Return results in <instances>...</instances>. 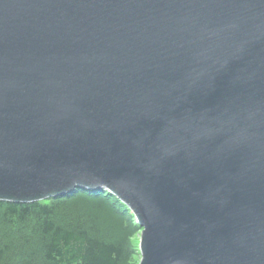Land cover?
<instances>
[{"label":"water","instance_id":"1","mask_svg":"<svg viewBox=\"0 0 264 264\" xmlns=\"http://www.w3.org/2000/svg\"><path fill=\"white\" fill-rule=\"evenodd\" d=\"M100 190L138 264H264V0H0V201Z\"/></svg>","mask_w":264,"mask_h":264},{"label":"trees","instance_id":"2","mask_svg":"<svg viewBox=\"0 0 264 264\" xmlns=\"http://www.w3.org/2000/svg\"><path fill=\"white\" fill-rule=\"evenodd\" d=\"M133 223L101 190L31 204L0 201V264H130Z\"/></svg>","mask_w":264,"mask_h":264},{"label":"rangeland","instance_id":"3","mask_svg":"<svg viewBox=\"0 0 264 264\" xmlns=\"http://www.w3.org/2000/svg\"><path fill=\"white\" fill-rule=\"evenodd\" d=\"M133 225H135L133 223ZM140 230H136L133 236L129 240V255H130V264H138L139 257V240H140Z\"/></svg>","mask_w":264,"mask_h":264}]
</instances>
